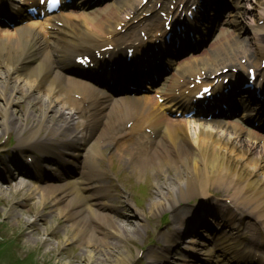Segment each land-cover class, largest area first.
Returning a JSON list of instances; mask_svg holds the SVG:
<instances>
[{
    "label": "bare ground",
    "instance_id": "1",
    "mask_svg": "<svg viewBox=\"0 0 264 264\" xmlns=\"http://www.w3.org/2000/svg\"><path fill=\"white\" fill-rule=\"evenodd\" d=\"M136 5V0H120V4L113 6V8L104 6L99 11L106 14L109 19H118L120 16L119 11L122 8L125 10L133 9ZM4 7L6 8V6ZM85 15L82 14L81 16H83L82 18L85 20L83 21L90 32L78 30L77 35L79 39L73 36L71 42L74 47L98 46L101 36L105 35L106 31L111 28L109 20L101 19L97 14L92 18H88ZM26 30L33 34L31 40H26L22 37L21 33L26 32ZM253 33L257 35L262 33L264 35V27H255ZM262 35H260L261 40ZM260 39L255 38L253 41L247 43V41L238 42L233 36L225 35L218 38L212 50L207 51L201 56H187L182 61L175 63L172 72L174 81H170L169 87L176 85L178 82L176 79L182 75H191L199 71L214 72L222 67H228L237 63L239 58L247 57L250 61V55L254 54L252 43L255 42L256 46H259ZM33 43L40 44V50L30 53L29 50ZM54 46H59V43L55 42ZM47 49L48 45L38 37L37 31L31 25L23 27L16 32L0 30V70L2 69L5 77L13 83L10 89L0 88V95L2 97L0 102V134L3 135V133L9 132L8 127L11 122L17 124L21 120L19 118L23 117L24 123L27 116H30L35 122L31 128L23 130L24 126L22 125L14 126L13 128H15L21 140L23 136L30 140H35L33 136L39 133V130H41L42 125L46 121V117L49 118L50 115H53L54 117L62 118L65 116L55 107L58 102L64 101V95H68L70 92L76 90L80 94H87L93 100L100 99L98 98L99 93L96 87L58 73L54 69L50 55L47 54ZM36 56L45 57V61L36 63ZM32 62L35 63L32 65ZM107 68L109 67H104L103 71L108 70ZM24 69H26L24 73H19ZM109 70L112 69L109 68ZM91 78L98 80V77L94 75ZM108 86L111 88L110 85ZM20 91L22 95L27 96L22 98L30 103H33L36 99L40 100V97L36 98L34 95L38 96L44 93L43 97L45 100L37 102L40 104V106L37 104L39 108L38 113L18 114L17 116L21 115L18 118L12 116V109L18 106L22 99L18 95ZM58 93H61L62 101L56 97ZM4 107L7 110L4 111ZM100 112L104 113L99 114ZM104 114L109 119L106 128L112 127L119 121L133 117L138 118L144 115L149 116L148 120L156 127L161 126L165 121L160 114V110L148 98H123L119 104L115 103L109 109L105 106H98L95 119L100 123ZM37 116L39 118L35 119ZM73 121L74 118L72 120H65L64 124L50 129V137L59 136L62 128L65 131H69V128L75 125L72 124ZM189 124L185 121H172L168 123L163 134V140L158 142L155 147L157 153L153 150L148 154H141L134 162L135 170L139 177L143 176L149 169L154 170L150 168V165L155 164L157 171L165 178V182L159 187V199L152 206L164 209L167 205V208L170 207L172 209L171 204L168 203L171 192L169 190L165 194L160 192V190H166L164 187L169 184L166 181L168 177H170V181L174 178L181 180L185 177V190L180 187L181 200L195 195L197 190L207 188L211 180H217L218 189H228L234 185L235 189L232 196L235 202L238 204L242 203L245 208L251 209L257 216L264 217V151L255 154L249 148L242 147L236 141L238 131L244 130L241 126L237 127L235 135L228 137L224 136V132L219 133L218 129L214 128L212 124L202 122L190 124L193 126L192 132L188 131ZM106 128L100 132L98 139L104 137ZM29 139H24V143L25 141L27 143V149H34L33 151L43 155L45 160L55 162L59 166V169H61L60 172H65L64 175L57 171L50 172L39 164L38 171L43 177L48 175L50 181L55 179L59 182L57 186L46 185L43 188V191L38 196L39 204L43 205L51 199L53 201L51 212H57V216L64 218L65 221L85 225L89 230V235L96 239V244L99 243L100 247L103 246L106 249L105 256L108 258L110 256L109 249L115 248L116 244L107 242L106 238L109 237L114 241L124 239L126 237L124 235L126 230L114 220L110 212H107L105 200L109 198V195L108 187L103 180V172L96 169L92 159H87V164L81 165L76 156L65 158L55 147V145H63L67 147L65 150L72 148L75 154L78 153L79 155L80 144L78 145L76 140L64 144L61 140L55 138L53 146L49 147L47 145L37 148L35 145H32ZM256 139V136L249 134V145L253 146ZM47 141H51L50 138ZM22 145V143H18L17 148H22ZM25 151L28 150H22L21 155ZM133 155V152L126 151V159H130ZM252 156H255L256 159L254 160ZM164 165L169 168L170 173L165 171ZM81 171L80 182L88 184V182L92 183L94 180H97L103 184L102 188L90 186L91 190L88 196L93 206L90 211L92 221H89L84 213L88 207L84 201V197L77 192L76 187L69 181L72 173H79ZM86 188L88 189V186ZM179 209H172V212L175 215L177 212L181 213L183 208ZM49 216H51V213ZM94 230L97 231L96 234ZM72 240L69 238V241ZM225 240L230 245L228 235ZM66 241H68L67 237ZM165 242L170 243L172 241L165 238ZM210 252V250L204 251V256L207 257L206 259L199 258L203 262L200 264H211L210 256H213V259H219L215 253ZM147 256L151 259L158 258V254L153 250H149ZM92 258L93 254H90L88 261L92 262ZM122 259L116 258L112 260V264H123V256ZM99 262L100 260L93 264H98Z\"/></svg>",
    "mask_w": 264,
    "mask_h": 264
},
{
    "label": "rangeland",
    "instance_id": "2",
    "mask_svg": "<svg viewBox=\"0 0 264 264\" xmlns=\"http://www.w3.org/2000/svg\"><path fill=\"white\" fill-rule=\"evenodd\" d=\"M212 44H213V42L210 44V47L212 46ZM210 47H209V49H210ZM204 51H205V49L202 52H204ZM23 108H25V106H23ZM45 133H46L45 130H43L41 132V135H44ZM133 178L135 179L134 174H133ZM149 183L151 184L150 180H149ZM121 202H122V196H120V195L112 200L113 204H117V203H121ZM2 206H4V205H2ZM4 207H7V206H4ZM1 208L2 207L0 206V211L2 210ZM0 214H1V212H0ZM158 218L150 219V220H157ZM52 225H53V223L50 224V226H52ZM23 228H24L23 224H19L18 226H10L11 232H20L21 233L20 239L15 243V245L17 247L21 248V250L22 249L24 251L37 250L39 257L40 258L42 257V259H46L49 262V264H75L74 259L77 260V257H76V253L75 254L72 253V249H69V248L63 249V243L60 242L59 237L56 239L55 237H51V236L46 237L45 236V234L48 232V230L52 229L51 227L46 229V230L41 229L42 231H36L34 237L31 236L32 239L34 238V239H37L38 241H34L29 237L26 238L25 235H26L27 231H23ZM127 229L129 232L130 229L129 228H127ZM42 232L44 235L42 234ZM69 233H70V231H69ZM130 243L131 244H129V245H134V246L138 245V242H135V241H132ZM7 250H10V249H6L4 252H6ZM51 250H52V253L50 252ZM18 254H19V251H16V255H18ZM113 254L115 255L116 253H113ZM56 255H58V256H56ZM71 255L73 256L72 261H69L68 259H64V258H70L69 256H71ZM1 263H5V260H2Z\"/></svg>",
    "mask_w": 264,
    "mask_h": 264
},
{
    "label": "snow or ice",
    "instance_id": "3",
    "mask_svg": "<svg viewBox=\"0 0 264 264\" xmlns=\"http://www.w3.org/2000/svg\"><path fill=\"white\" fill-rule=\"evenodd\" d=\"M53 2H55V0H53Z\"/></svg>",
    "mask_w": 264,
    "mask_h": 264
}]
</instances>
